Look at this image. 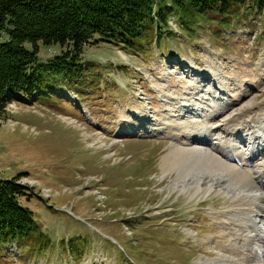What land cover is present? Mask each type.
<instances>
[{
    "label": "rangeland",
    "instance_id": "374dc122",
    "mask_svg": "<svg viewBox=\"0 0 264 264\" xmlns=\"http://www.w3.org/2000/svg\"><path fill=\"white\" fill-rule=\"evenodd\" d=\"M167 15L168 29L153 34L142 51L87 45L79 55L87 68L78 78L56 84L51 98L25 96L5 108L0 178L28 188L21 204L47 241L39 253L14 244L0 248V264L217 258L208 241L227 243L213 216L228 198L171 188L176 175H163L159 164L171 145L170 116L192 94L221 90L238 100L230 112L255 106L264 119V14L239 4L230 14L172 7ZM173 18H184L186 26ZM6 40L3 31L0 43ZM37 46L38 62L60 51ZM211 82L221 89H210ZM213 115L215 123L221 119Z\"/></svg>",
    "mask_w": 264,
    "mask_h": 264
},
{
    "label": "trees",
    "instance_id": "16d2710c",
    "mask_svg": "<svg viewBox=\"0 0 264 264\" xmlns=\"http://www.w3.org/2000/svg\"><path fill=\"white\" fill-rule=\"evenodd\" d=\"M239 4L264 14V0H0V33L7 35L0 43V120L10 103L51 98L56 84L78 78L87 68L79 62L87 45L105 43L136 54L153 34L168 29L172 7L230 14ZM173 19L186 26L184 18ZM37 43L60 51L38 62ZM16 181L0 178V248L14 244L42 252L47 240L20 201L28 188Z\"/></svg>",
    "mask_w": 264,
    "mask_h": 264
},
{
    "label": "bare ground",
    "instance_id": "6f19581e",
    "mask_svg": "<svg viewBox=\"0 0 264 264\" xmlns=\"http://www.w3.org/2000/svg\"><path fill=\"white\" fill-rule=\"evenodd\" d=\"M210 89L221 88L211 82ZM205 93L188 96L193 106L183 100L182 112L171 114V145L160 159L161 173L173 172L171 188L184 194L228 198L224 211L213 216L227 243L209 240L217 258L198 264H264V119L255 106L230 112L238 100L221 90ZM219 113L215 123L212 114Z\"/></svg>",
    "mask_w": 264,
    "mask_h": 264
}]
</instances>
